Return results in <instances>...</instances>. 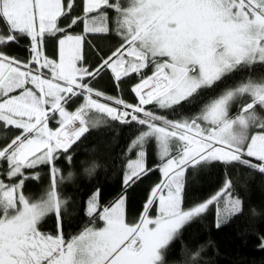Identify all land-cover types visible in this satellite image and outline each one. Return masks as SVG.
<instances>
[{"label":"snow or ice","instance_id":"6c2138e0","mask_svg":"<svg viewBox=\"0 0 264 264\" xmlns=\"http://www.w3.org/2000/svg\"><path fill=\"white\" fill-rule=\"evenodd\" d=\"M105 79L120 95L97 87ZM104 117L134 129L135 159L119 197L105 205L94 189L88 220L66 232L59 162L73 165V145ZM0 130V264H180L178 241L182 264H202L185 226L213 209L217 228L242 214L233 170L264 174V0H0ZM150 142L160 178L130 219L128 190L155 171ZM218 166L220 188L185 206L188 177Z\"/></svg>","mask_w":264,"mask_h":264},{"label":"trees","instance_id":"16d2710c","mask_svg":"<svg viewBox=\"0 0 264 264\" xmlns=\"http://www.w3.org/2000/svg\"><path fill=\"white\" fill-rule=\"evenodd\" d=\"M18 51L21 56L25 55L23 48ZM259 71L258 69V73ZM97 87L108 94L120 95L107 79L100 81ZM123 97L129 102H136L130 88L125 89ZM76 106H70V110H75ZM104 120L105 123L91 129L76 145H73L75 157L73 165L59 162L63 176L69 171L74 173L73 180H64L65 192L70 198L65 223L71 224V227H66V232L79 230L88 220L85 215V203L89 193L94 189L102 190V203L105 205L117 199L124 190L122 180L126 161L132 159L134 155L133 150L131 153L128 151L134 129L109 119ZM56 126L55 121L50 123V127ZM146 147L148 166L155 169L150 175L156 174L160 161L156 155L155 145L150 142ZM93 164L96 165L94 171L91 174L85 172V167H91ZM40 171L42 178L46 179L47 170L42 168ZM223 177V166L189 176L185 206L194 201H202L217 191L223 182ZM232 181L235 186L234 194L243 201L242 214L217 228L215 209H213L203 218L186 225L182 240L189 248L204 245L202 264H264V249H261L257 243L259 234L264 232V174L238 167L232 172ZM140 184L133 186L127 192V214L139 210L144 192L143 188H139ZM28 190L30 194L38 193L39 182L29 184ZM253 209L255 215L252 214ZM53 223L49 221L48 225L53 228ZM174 247L176 259L182 264L179 241Z\"/></svg>","mask_w":264,"mask_h":264},{"label":"rangeland","instance_id":"374dc122","mask_svg":"<svg viewBox=\"0 0 264 264\" xmlns=\"http://www.w3.org/2000/svg\"><path fill=\"white\" fill-rule=\"evenodd\" d=\"M133 96L135 97L134 94H133ZM104 119H108V118L104 117ZM0 137H1V139L3 138V130H0ZM152 143H154V142H152ZM154 145H155V143H154ZM133 152H134V155H133L132 159H135L136 150H133ZM67 175L68 174L64 175V180H67ZM159 178H160V173H159V171L157 169L156 174L150 175L149 177H147L145 179V181H143V183L140 184V187L139 188H143L144 192H143V195H142L141 200H140L139 210L137 212H133L132 211L131 214H127L126 213L127 216H128V218L131 219V218H134V217H138L139 213L142 211L143 204H144V202L146 200V197H147V194H148V191H149V187L151 185H153L154 183L158 182ZM126 205H127V203H126ZM100 223L102 225V222H100Z\"/></svg>","mask_w":264,"mask_h":264},{"label":"flooded vegetation","instance_id":"af4514ba","mask_svg":"<svg viewBox=\"0 0 264 264\" xmlns=\"http://www.w3.org/2000/svg\"><path fill=\"white\" fill-rule=\"evenodd\" d=\"M0 139H1V137H0ZM44 230H46V231L52 230L51 225H48V224H47V226H46V228H45Z\"/></svg>","mask_w":264,"mask_h":264}]
</instances>
